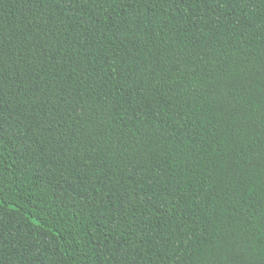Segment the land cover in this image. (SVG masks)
<instances>
[{
	"label": "trees",
	"instance_id": "16d2710c",
	"mask_svg": "<svg viewBox=\"0 0 264 264\" xmlns=\"http://www.w3.org/2000/svg\"><path fill=\"white\" fill-rule=\"evenodd\" d=\"M0 264H264V0H0Z\"/></svg>",
	"mask_w": 264,
	"mask_h": 264
}]
</instances>
